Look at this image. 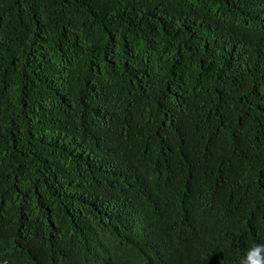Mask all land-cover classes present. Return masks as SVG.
<instances>
[{
    "label": "trees",
    "instance_id": "16d2710c",
    "mask_svg": "<svg viewBox=\"0 0 264 264\" xmlns=\"http://www.w3.org/2000/svg\"><path fill=\"white\" fill-rule=\"evenodd\" d=\"M256 245L264 0H0V264Z\"/></svg>",
    "mask_w": 264,
    "mask_h": 264
},
{
    "label": "clouds",
    "instance_id": "9594fccd",
    "mask_svg": "<svg viewBox=\"0 0 264 264\" xmlns=\"http://www.w3.org/2000/svg\"><path fill=\"white\" fill-rule=\"evenodd\" d=\"M243 264H264V245H256L247 253Z\"/></svg>",
    "mask_w": 264,
    "mask_h": 264
}]
</instances>
